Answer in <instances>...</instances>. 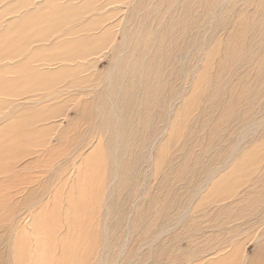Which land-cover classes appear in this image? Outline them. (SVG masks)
I'll use <instances>...</instances> for the list:
<instances>
[{
	"label": "rangeland",
	"instance_id": "374dc122",
	"mask_svg": "<svg viewBox=\"0 0 264 264\" xmlns=\"http://www.w3.org/2000/svg\"><path fill=\"white\" fill-rule=\"evenodd\" d=\"M49 7L60 11L51 30ZM65 16L71 18L61 24ZM36 32L42 33L33 39ZM58 43L66 45L63 51L62 45L52 48ZM61 52L72 61L60 62ZM169 73L170 85L164 80ZM137 77L143 80L135 88L144 90L145 97L167 100L155 126L142 120L127 127L125 109L117 108L115 81L120 83L118 97ZM164 91L176 99L169 102ZM103 95L108 113L94 122L92 100ZM134 97L137 102L142 95L135 91ZM62 103L57 117L35 126H51L54 131L45 133L44 140L48 146L61 145L54 161H62L66 171L60 216L62 208L70 207L68 192L74 191V201L80 202L76 210L83 201L84 207L70 229L55 235V244L45 241L41 249L33 242L30 264L38 257L42 264H175L165 255L187 262L199 247H213L225 237L242 241V260L256 256L264 264L258 251L264 244V203L253 204L254 199L264 202V0H0V131L29 112ZM83 108L87 116L78 119ZM137 111L136 106L134 116ZM151 113L140 119L151 120ZM70 119L75 126L57 139ZM108 122L109 159L104 150ZM175 124L178 134L172 136ZM254 148L249 162L244 154ZM31 151L18 162V170L39 159L42 151ZM241 159L248 167L237 172ZM79 170L93 177L76 184ZM32 172L29 189L40 187L39 199L51 208L59 181L42 168L34 166ZM213 186L212 200L204 204ZM232 193L234 198L222 202ZM39 206L18 211L16 222L27 238L29 213L41 211ZM46 216L43 212L44 221ZM37 220L43 224L41 216ZM17 229L0 230V264L17 261L12 246ZM229 252L201 257L215 261Z\"/></svg>",
	"mask_w": 264,
	"mask_h": 264
},
{
	"label": "bare ground",
	"instance_id": "6f19581e",
	"mask_svg": "<svg viewBox=\"0 0 264 264\" xmlns=\"http://www.w3.org/2000/svg\"><path fill=\"white\" fill-rule=\"evenodd\" d=\"M49 8L51 9V11L49 12L47 21L50 23L49 29L51 30V28L53 27V26H51V23L53 20L56 19V13H58L59 10H58V8H55V7H49ZM64 9H66V8H64ZM82 13H84V12L83 11L77 12V14H80V15ZM70 18H71L70 16L63 17L61 24H66L70 20ZM92 19H93L92 21L96 20V18H92ZM92 21L90 20L88 22V25L90 27H91ZM47 32L48 31L45 30L43 33L46 34ZM41 33L42 32L34 33V35L32 36L33 39H35V37H39V35ZM150 35L155 37V33L150 34ZM81 44L86 45V42L84 41ZM60 45H62V43L61 44L60 43L55 44L52 48H54V49L61 48ZM96 45L97 44L94 43L92 46H96ZM62 46L63 47L61 48V51H63L62 49L65 48L66 45L64 44ZM64 55L65 54L62 52L59 53L58 56L61 57V58H59L60 62L72 61V59H67V60L64 59L66 57L65 56L63 58ZM121 63H122V59L119 60L118 65ZM80 64L82 66L81 67L82 69L86 67V65L83 66V63H80ZM140 65H145V64L140 63ZM147 65L151 66V63H147ZM76 68H78V66H76ZM120 70H119V73L121 74ZM117 77L118 76H115L114 79ZM142 80L143 79H141L140 77H137L136 82L134 85H132V87L131 86L126 87L124 85L123 92L118 97H117V94L119 92H121L119 89L120 83L117 80L114 83L115 89L113 92H114V95H115L117 102L120 103L117 108L123 106V108L125 109L124 115H125V123H126L127 127L129 126V124L139 126L140 122L142 120L145 121L146 123H151V126H155L156 118L158 120H160V118H162L161 113H159L158 117H157V111L161 108L163 109V107L165 108V103L167 102V100H164V98H163L164 96H162V95L161 96L159 95L157 97H151V98H150V96L147 95L145 97L144 96V90L140 91V90H137L135 88V85L137 83H140ZM164 80L167 84L170 85L172 82V75L170 73L165 75ZM167 84L166 85L164 84V85L167 87ZM166 87L164 88V90H166ZM135 91L139 92L140 95H142V98H140L137 102H136L135 97H134ZM123 93L125 95V98H124ZM164 93L166 94L169 102L173 101L177 97L175 93H168L165 91H164ZM56 99H58V97ZM86 99L87 98L83 99V101ZM156 101H157V104H156ZM92 102H93L92 109L94 111V114H93L94 120L93 121L94 122L101 121L102 119L105 118V115L107 116V113H108V112H106V109H108V107H107V101H106L105 95H103V97L102 96L97 97V99L92 100ZM64 104L65 103L52 105L50 107H48L49 106L48 105L47 107L44 106V107L38 108L39 111H37V113H34L33 111L31 113L29 112V114L26 115L25 119H23L22 121L15 123V124L8 125L7 127L1 129V131H0V177H1L0 178V187H1V185H4V184L12 185L11 189H7V188H1L0 189V230H4L5 228L11 229L14 227L18 228L17 229L18 232H17V234H15V236L12 240L13 251L15 252L16 256H18L15 264H26L27 261H28L27 264H30L28 258L30 257L31 252H32L30 250V247H33V242H35V244L37 246H39V247L41 246L40 247L41 249L44 248L45 241H48L47 242L48 246H50L51 244H55V240H54V237H56L55 235L58 234V232L61 230L70 229L69 228L70 225H72V223L75 222V215L78 214V212H79V210H81V208L83 210V207H84L83 206L84 201H83L80 206L78 205L79 210L78 209L76 210L74 207H76V204H80V202L76 201V200L74 201V197H72V195L74 194V191H73V193L68 192V194L66 195V203L70 207H68V209H66V210H65V208L61 207L62 211L64 213V216L63 217L60 216L59 209H60L61 202H65V197H63V199L62 198L60 199V192L65 185V180H63L61 177H62V175H63V177H65L66 171H65V165L61 164L62 161L60 164H54V161H55V158L60 153L61 145H56L54 147L48 146L49 142L47 140H44V134L53 129L51 126H46V127L40 128V129H37V127L35 126V125H37V123H44L46 121H49V119L57 117L58 113L60 112L59 110L64 108V106H63ZM136 106L138 108V111L136 112V116H134L135 113H132V111ZM46 109L49 111H46ZM87 112L88 111L83 108L77 112L78 115L76 117L78 119L85 118L87 116ZM149 112H152L150 115L151 120H148L146 118L140 119L142 116H144V115L146 116L147 114H149ZM187 113H188V111H187ZM37 117H44L45 120L39 121ZM75 124H76L75 120L74 121L72 119L67 120L65 126L64 127L62 126V128H61V134H59V136H56L57 139L62 140L64 138H66L67 132L71 128H73L75 126ZM96 125L97 124H95V127H97ZM182 126H183V124H182ZM104 128H106L108 130V136L106 138L107 139L106 140L107 145L105 144L104 150L106 151L107 158L109 159V156H111V152L113 149V141L111 139L110 123L108 122L106 127H104ZM100 129H101V127H100ZM155 129H156V127H155ZM52 131H54V129ZM172 132H174L172 134V136H175V134L176 135L178 134V129L176 128V124L173 126ZM67 145L70 147L71 143L68 142ZM31 150H41L42 151L39 154V159H37L34 162L27 163V164L23 165L21 167V170H18L17 169L18 162L21 159L30 155L33 152ZM165 152L166 151L160 152L158 155L159 158L161 156H164ZM233 153H234V151H233ZM255 154H256V152H255V148H254L252 150H249L244 155H245V158H248V160L250 159L249 160V162H250ZM86 161L89 164V160L87 158H86ZM11 162L13 164H11ZM237 163H239L237 166V168H239L237 170V172H239V170L242 171L248 167L247 166L248 162H245L243 159H241L240 162H237ZM92 164H94V163H92ZM107 165L109 166V164H107ZM34 166L37 168H42V170H45V172L47 171L48 175L55 182L59 181L58 186H56V188L58 189V196L55 195L56 199L51 200V203H52L51 208H49L48 204L46 205L45 202H42V199H39L40 187L35 188V189L34 188L29 189V187H28L29 184L32 182L31 179L35 178L33 176V172H32L34 169ZM218 167H220V166H218ZM181 169L182 168H180L179 170H181ZM16 170H17V172H16ZM2 171H4L5 173H1ZM26 173H29V174L27 175ZM41 173L44 174L43 172H41ZM81 174H82V176L79 177V175H81ZM83 174L85 176H83ZM92 174H93V172H92ZM92 174H91V172H87L86 170L84 173H80V170H79L78 173L75 175V178H74L75 183L77 184V180L84 181V177H85V180L90 181L91 178L93 177ZM136 174H138V173H136ZM9 175H10V177H7ZM111 176H113V175H111ZM223 178H226L225 175L223 176ZM27 179H29V180H27ZM43 179H45V176H42V180ZM61 179H62V181H61ZM22 182H26V186H23L24 187L23 189L20 188V185H23ZM15 190H16V192H15ZM9 191H10V193H8ZM214 191H215V186H213V188L210 190V192L214 193ZM213 193L212 194L209 193L206 196V199H205L206 201H204V204H208L211 202V200H212L211 196H213ZM19 194H22L21 195L22 198L20 200L17 199V196H16ZM233 196H234V193H232V196L226 198L222 202L227 201L229 198L230 199L234 198ZM58 199H59V201L56 202L55 200H58ZM8 202H13V203L9 206ZM26 203H30V206L26 207ZM236 203L237 204H235V206H239L241 204L240 201L239 202L237 201ZM262 203H264V202H260L259 199H254L253 204L256 205V207H257ZM38 204H41V206H39V208H36V210H39L42 206H43V208L41 211H38L35 213L34 212L29 213V215L32 217L31 218L32 222L30 224V234L31 235L28 236L29 238H27V234H26L23 226H20V228H19L18 224L16 222L18 211L20 209H22V207H26L25 208L26 211L28 209H31V208L33 209V207H35ZM45 205H46V207H48V209H44ZM126 208H128V207H126ZM227 208H228V206L223 207V209H227ZM256 210L257 209L255 208V209H251L250 211L252 213H254ZM43 212L47 214L45 221L43 220ZM67 214H70V215H67ZM40 216H41V220L43 223L42 225H38L39 219L37 220V217H40ZM262 216L264 217V212L262 213ZM238 217H241V216H238ZM239 227H237L235 231H238ZM230 234H233V233H230ZM57 236H59V235H57ZM33 237H34V240H33ZM46 237H48V239H46ZM173 239L176 240V237H173ZM64 240H65V238H64ZM227 240L229 241V243H227ZM225 244H226V246H224ZM241 244H242V241L240 239L238 240V238H236V237H232L230 240H229V238L225 237V239L223 241L220 240L219 244H217V245L214 244L213 247H206V246L199 247L198 253H196L194 255L195 258L193 257V254H192V257H193L192 258L193 260L191 259L192 261L191 260H189V261L187 260V262L186 261H180L179 262L176 260L172 261L170 259L169 255H165L164 258L167 261H169L171 263H175V264H262L259 261L260 257H256V256L255 257L252 256L249 259L246 258L245 260H242L243 259L242 258L243 257L242 256L243 246L240 247ZM52 246H54V245H52ZM59 249H60V247H59ZM225 249H227L230 252L225 254L224 256H221L219 259H217L215 261L214 260L212 261V259H209V260H205V262H203L204 258L201 257L202 255L205 254V256H204L205 259L208 255H209L208 257L211 258V256H213V255H211V252H213V251L223 252V251H225ZM258 251L261 253V255L264 254V244L258 248ZM263 257H264V255H263ZM26 259H27V261H26ZM39 260H40V257H38L37 260L34 261V264H42V261H39ZM54 263L58 264L57 262H54ZM31 264H33V260L31 262Z\"/></svg>",
	"mask_w": 264,
	"mask_h": 264
}]
</instances>
